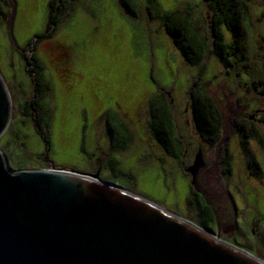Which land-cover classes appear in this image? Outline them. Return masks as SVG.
<instances>
[{"label":"rangeland","instance_id":"374dc122","mask_svg":"<svg viewBox=\"0 0 264 264\" xmlns=\"http://www.w3.org/2000/svg\"><path fill=\"white\" fill-rule=\"evenodd\" d=\"M248 1L249 69L238 64L230 71L214 55L201 67L186 64L180 45L172 42L163 25L148 21L145 0H138L140 19L125 14L119 0H77L53 38L34 50L52 85L46 98L52 109L51 148L44 156V141L35 123L21 116V107L34 92V75L25 73L24 57L30 58V51L24 49L45 30L50 0H0V73L12 102V121L0 138V149L11 167L98 173L198 225L203 217L194 205L188 206L187 198L191 189L201 191L215 211L221 239L264 261V147L256 141L245 147L234 127L235 120L251 119L264 134V86L259 85L264 79V0ZM158 2L163 11L192 8L194 22L209 34L205 0ZM195 84L208 90L222 114L221 140L212 149L200 143L193 128L190 92ZM162 92L184 143L186 167L194 164L200 145L207 147L202 149L206 166L196 179L150 135L149 102ZM110 109L119 110L131 131L125 151H113L106 137L104 117ZM226 147L233 156L230 177L220 165ZM109 155L121 162L124 179L110 177ZM251 156L258 170L249 167ZM235 221L246 234L225 232Z\"/></svg>","mask_w":264,"mask_h":264},{"label":"water","instance_id":"95a60500","mask_svg":"<svg viewBox=\"0 0 264 264\" xmlns=\"http://www.w3.org/2000/svg\"><path fill=\"white\" fill-rule=\"evenodd\" d=\"M11 121L12 102L0 73V138ZM204 166L200 152L186 170L195 179ZM0 264L264 261L98 173L14 170L0 149Z\"/></svg>","mask_w":264,"mask_h":264},{"label":"trees","instance_id":"16d2710c","mask_svg":"<svg viewBox=\"0 0 264 264\" xmlns=\"http://www.w3.org/2000/svg\"><path fill=\"white\" fill-rule=\"evenodd\" d=\"M76 1L51 0L48 5V22L45 30L39 33L38 36L40 38L53 37L65 19V13L69 16L68 12L74 7ZM205 1L207 2L206 6L209 11V18H207L208 29L210 30L209 34L204 33L203 29L194 22L192 8L190 7L184 10L163 11L158 0H145L143 8L148 14V21H159L172 42L178 48L180 45L179 50L182 49L184 61L189 66L201 67L208 55H214L229 70H233V68L239 65L244 70L249 69L247 29L248 19L252 18L249 1ZM119 4L125 14L134 19L141 18L143 12L141 8L142 4L138 0H119ZM60 6H62L63 11L59 12ZM1 13L3 16H6L5 12ZM32 43L33 40H30L24 50L30 48ZM29 57H24L25 73L29 77L34 75V92L32 99L22 105L21 116L35 123L37 127L36 132L42 137L45 144L44 156L45 154L48 156L49 149L51 148L50 130L52 126V109L46 102V98L52 92V85L45 73V65L38 58L37 53L34 51ZM202 73L203 70L200 71L198 78L201 77ZM259 85L264 86V79L259 80ZM190 104L194 129L199 139L203 144L214 148L221 140L223 126L222 114L217 103L204 86L195 84L192 90ZM112 110L118 111V109ZM149 111L151 114V119L148 121L150 135L168 157L182 163V158L185 153L184 143L177 134L176 122L171 111V105L164 92L152 97L149 102ZM107 112H111V110ZM23 123L26 122L24 121ZM258 123L251 119L243 122L234 121L235 131L240 136L241 142L245 147L249 141H256L264 147V134ZM260 123L264 125V116L260 120ZM107 132L113 151H125L128 149L132 136L124 119L122 121L110 114ZM87 156L90 157L89 155ZM250 159L249 167L258 170L259 167L256 160L253 156ZM220 165L223 175L230 177L234 165L233 156L228 147L225 149ZM107 167L110 177L115 180L124 179L127 175L122 170L121 162L113 155H109ZM124 187L130 190V188ZM187 199L188 206L194 205L204 219L199 224L200 227H204L205 222H212L214 217L212 207L209 206L205 196H200L191 189L190 196Z\"/></svg>","mask_w":264,"mask_h":264},{"label":"flooded vegetation","instance_id":"af4514ba","mask_svg":"<svg viewBox=\"0 0 264 264\" xmlns=\"http://www.w3.org/2000/svg\"><path fill=\"white\" fill-rule=\"evenodd\" d=\"M51 1V0H50ZM50 3V2H49ZM60 11H63V8H62V6H60L59 7V12ZM37 37H39L38 38V40L36 41L37 43L36 44H39L40 42H42V41H45V40H51L53 37H51V38H40V36H38V34H37ZM35 38H36V36H35ZM195 86V85H194ZM191 96H192V92H190V101H191ZM190 106H191V104H190ZM111 110V112H106L107 114H105V117H104V125H105V133H106V137L108 138V132H107V126H108V123H109V117H110V114L111 115H113L115 118H118V119H120V120H122L123 121V119H124V117L120 114V112H119V110L118 111H115V110H112V109H110ZM109 111V110H108ZM149 115H150V118H149V120L151 119V114H150V111H149ZM193 128H194V124H193ZM197 137H198V135H197ZM199 138V137H198ZM108 140H109V138H108ZM155 141V140H154ZM199 141H200V143L203 145V142L199 139ZM110 142V141H109ZM156 142V141H155ZM219 144V143H218ZM218 144L216 145V146H218ZM111 146V145H110ZM201 146V145H200ZM199 146V149H200V151H199V153L201 152L202 154H204L203 153V151H202V149H204V148H207V147H200ZM215 146V147H216ZM185 148V147H184ZM208 148H210V149H212L211 147H208ZM227 148V147H226ZM112 149V148H111ZM186 152V151H185ZM165 153V152H164ZM198 153V154H199ZM166 154V153H165ZM185 154V153H184ZM167 155V154H166ZM168 156V155H167ZM183 157H184V155H183ZM197 157V156H196ZM181 166H182V168H185V169H187V165H186V162L183 160L182 161V163H181ZM191 167V166H190ZM197 193L200 195V196H205V194L203 193V192H201V191H197ZM206 197V196H205ZM207 199V198H206ZM207 201H208V199H207ZM208 204H209V206H211L210 205V203H209V201H208ZM212 212H213V220H212V222H210V221H208V222H205V224L203 225L204 227H202V228H204L205 230H207V231H209V232H211L212 234H214V235H217V234H220V237L222 238V234H221V232H220V228H219V224H218V219H217V217H216V215H215V211H214V209L212 208ZM200 216L202 217V215H201V213H200ZM235 217H237V215H235ZM203 221H204V219H203ZM203 221H201V223L203 222ZM224 229V228H223ZM230 229V230H229ZM229 229H225L226 231L225 232H232L231 234H234V233H236V234H234V235H237V233L238 234H246V232H245V230L244 229H242L241 228V224L238 222V221H235L232 225H230V228ZM235 238H238L237 236L235 237ZM262 243H264V242H262ZM234 245H236V244H234ZM237 246V245H236ZM260 246H263L264 247V244L263 245H260ZM250 253V252H249Z\"/></svg>","mask_w":264,"mask_h":264},{"label":"bare ground","instance_id":"6f19581e","mask_svg":"<svg viewBox=\"0 0 264 264\" xmlns=\"http://www.w3.org/2000/svg\"><path fill=\"white\" fill-rule=\"evenodd\" d=\"M196 179V178H195ZM192 184H193V182H192ZM185 219V218H184ZM199 226V225H198ZM204 229V228H203Z\"/></svg>","mask_w":264,"mask_h":264}]
</instances>
